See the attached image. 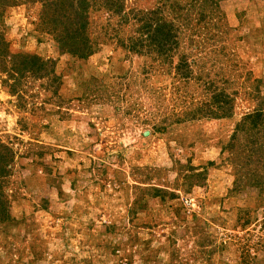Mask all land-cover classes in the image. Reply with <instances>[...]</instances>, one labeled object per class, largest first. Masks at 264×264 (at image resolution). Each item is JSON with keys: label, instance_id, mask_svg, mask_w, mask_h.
Listing matches in <instances>:
<instances>
[{"label": "rangeland", "instance_id": "obj_1", "mask_svg": "<svg viewBox=\"0 0 264 264\" xmlns=\"http://www.w3.org/2000/svg\"><path fill=\"white\" fill-rule=\"evenodd\" d=\"M61 1L0 0V264H264V0H64L85 59ZM208 84L224 117L187 120Z\"/></svg>", "mask_w": 264, "mask_h": 264}, {"label": "trees", "instance_id": "obj_2", "mask_svg": "<svg viewBox=\"0 0 264 264\" xmlns=\"http://www.w3.org/2000/svg\"><path fill=\"white\" fill-rule=\"evenodd\" d=\"M195 1L196 0H192V2ZM61 2L63 5L60 6L59 8H56L54 13H57L60 16L61 18L60 21L62 23L64 22L65 27L50 28L47 32L53 36L55 42L58 43V46L62 51L69 53L73 56H76L77 58L85 59L88 55H90L89 53L91 52L90 47L87 46L86 44L87 41V38L85 37L86 17H83L80 9L75 11L73 10L72 14H69L70 11L69 8L73 7L71 1L67 2L63 0ZM117 2L119 1L115 0V5L117 4ZM15 4L16 3L13 2L12 6H14ZM175 4L176 3L173 2L171 4L173 6L171 7H174ZM166 7L169 8L170 6H166ZM174 19L172 18L171 20H165L162 17L154 18L153 20L155 25L152 24L149 25V29L152 31V33H150L151 36L149 37L150 42L156 46L157 52H164V51L166 52L167 50H169L170 48L168 47L171 46V44H176L177 40L184 35V29L185 30L188 29L187 26L182 25L183 24L182 22L177 21L176 19L175 21ZM60 21L59 24H62ZM187 22L189 21L187 20ZM176 23H178V25ZM55 24L57 23H54V25ZM184 24L186 23L184 22ZM15 58L16 60L19 59L22 62L20 66L21 68L24 69L26 67L28 68L27 61L29 60L35 62L34 65H38L39 67L42 66L41 64L45 65V63L37 56L16 55ZM208 89L210 91L213 90V94L212 96H210V99L207 100L206 103L200 105L199 108H196L194 111H192L188 115L187 120L194 121V120H202L213 117L216 118L224 117V108L225 105L227 104L226 98L228 97V95L226 96L225 92L222 89L218 88V86L215 84L214 85L208 84ZM244 119L249 121L248 124L252 128H255L257 127V125L259 126L262 120L264 122V111L263 109H259L253 112L252 114L246 115Z\"/></svg>", "mask_w": 264, "mask_h": 264}]
</instances>
